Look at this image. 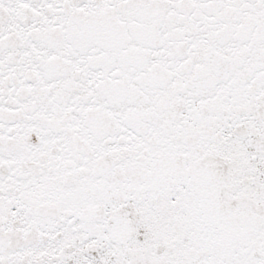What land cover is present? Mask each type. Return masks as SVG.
Returning a JSON list of instances; mask_svg holds the SVG:
<instances>
[{
  "label": "snow or ice",
  "instance_id": "snow-or-ice-1",
  "mask_svg": "<svg viewBox=\"0 0 264 264\" xmlns=\"http://www.w3.org/2000/svg\"><path fill=\"white\" fill-rule=\"evenodd\" d=\"M0 264H264V0H0Z\"/></svg>",
  "mask_w": 264,
  "mask_h": 264
}]
</instances>
